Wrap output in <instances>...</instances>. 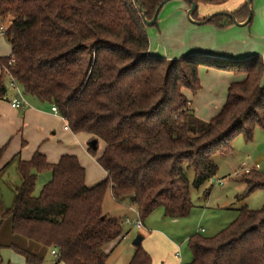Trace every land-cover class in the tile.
Instances as JSON below:
<instances>
[{
    "label": "trees",
    "instance_id": "1",
    "mask_svg": "<svg viewBox=\"0 0 264 264\" xmlns=\"http://www.w3.org/2000/svg\"><path fill=\"white\" fill-rule=\"evenodd\" d=\"M167 1L0 0V22L9 21L5 38L12 48L0 58V99L9 90L8 68L27 97L56 105L73 132L104 142L97 161L107 177L91 187L77 156L64 154L51 163L36 151L18 161L22 185L11 208L0 193V226L10 218L14 234L56 248V263L109 264L108 245L126 233L122 220L103 212L108 186L117 200L129 199L142 220L160 206L165 216L185 217L193 208L191 188L218 172L213 156L228 154L236 137L251 141L257 128L264 129L262 56L192 51L167 58L150 52L145 18L152 19ZM195 1L196 23L219 28L234 23L231 15L244 21L252 3L230 11L222 6L231 0ZM201 5L218 10L199 16ZM200 66L243 76L229 84L223 106L209 120L195 114L186 93L202 88ZM5 149L0 147V161ZM88 150L96 156L98 144ZM46 171L51 178L36 195L38 177ZM240 179L246 184L240 198L264 189V172L249 170ZM10 247L28 264L43 262L17 244ZM189 248L192 259L184 264H264V205L239 208L213 236H190ZM128 264H152V257L141 244Z\"/></svg>",
    "mask_w": 264,
    "mask_h": 264
},
{
    "label": "crops",
    "instance_id": "2",
    "mask_svg": "<svg viewBox=\"0 0 264 264\" xmlns=\"http://www.w3.org/2000/svg\"><path fill=\"white\" fill-rule=\"evenodd\" d=\"M245 1L246 0H231L230 2L222 6V8L230 11L235 10ZM254 1V4L256 3L259 9H264V0ZM183 2L184 3H181L180 6L184 9V15L185 13L187 14L190 6L185 0H183ZM217 10L218 9L215 7L205 5L204 7H201L199 16L211 14L216 12ZM239 21L242 22L241 20ZM192 24L194 33L191 35V39L189 42L192 43L191 48L196 49L194 51H204L203 49H207L209 53L230 58H241L245 53L244 52L242 54V52H234L229 50L227 47V43L229 40V38H227L228 31L233 28V26L243 25L233 23L224 28H219L217 26L214 28L210 27V25H206V27H199L195 29V25L200 26V24L196 22H193ZM8 25L9 24H7V26ZM223 36H225V38H223ZM206 39L208 44L203 45L201 43H198V41ZM214 43H216L217 45H214ZM220 45L221 47H216L217 49H215L214 46ZM11 51V45L9 44L5 36L0 35V58L10 55ZM150 52L153 53L151 48ZM1 70L2 66L0 64V71ZM204 72H206L205 75H207L206 80L203 79ZM199 75L202 88L196 94H192L188 91L186 93L190 98V105L194 109L195 114L203 120H209L213 116H215L223 106L226 100L229 84L233 81L242 79L243 76L235 75L232 72L226 70L206 66H200ZM7 81H9V77H7ZM10 91L13 94L10 98L8 96L9 93L7 92L6 97L0 99V147L6 144L8 146L5 149V152L0 161V193L3 204L5 201L3 198L4 192L8 191L12 192L13 194V203L4 204L5 208L9 209L13 206L17 193L16 191L22 185V177L18 171V161L31 159L36 151L43 153L46 156L47 160L51 163L58 162L60 157L64 154L77 156L80 163L85 168V182L90 187L99 183L107 177L106 171L97 161V156L102 152L104 144L100 149H98L96 156L92 155L88 150L92 135L85 132L75 133L71 129H65V124L67 122L66 119L53 113L51 111L50 105L41 103L35 99L27 97L30 102V106H27L24 109H16L12 107L10 101L15 93L13 90ZM233 144H236V147H232V150L228 154L224 155V157H229V160H231V162H235L232 164V166L234 165V170L231 176H235L234 178H238V176L249 170H258L264 172L263 128H257L255 130L254 137L251 141H246L244 140V138L241 139L240 137H237L234 140ZM237 171L240 173L239 175L234 174ZM4 177H7L9 182H6V179ZM217 177L218 172L215 176V181H219ZM208 182H210V180L205 184H209ZM212 182L213 181L211 179V183ZM8 184L10 185V187ZM110 191L112 194L111 186ZM114 199L121 205H129V209L134 212V217L132 218L129 214H125V216L123 217H117L115 215H111L108 211L106 212L103 210V212L109 216L122 219V221L126 217H129L133 222L136 216V207L133 204L129 203V199ZM132 208H134V210ZM7 226H11L10 218H8ZM8 234L12 235H10V237L5 240L3 239V235L0 233V247H10V244L14 243L43 257L42 247L44 246H42L41 244L28 240L25 237L14 234L13 232H9ZM126 234L124 235V237L126 236ZM142 235L144 236L143 241H146V235ZM149 236L152 240L155 239V237L156 241L157 238L159 239V243H143L142 241V244H144V249L152 257V264H184V262L181 261L182 243L179 244L175 242V240L169 239L167 234H165V232L160 229L150 231ZM118 241L119 243L115 241L113 243H110L107 247V250L110 252L108 263L128 264L134 254L135 249L125 247L120 243L121 240ZM0 264L28 263L26 262L24 256L20 254V256L16 257V260L14 262H11L10 259L7 262L3 259H0ZM55 264L66 263L59 262Z\"/></svg>",
    "mask_w": 264,
    "mask_h": 264
},
{
    "label": "rangeland",
    "instance_id": "3",
    "mask_svg": "<svg viewBox=\"0 0 264 264\" xmlns=\"http://www.w3.org/2000/svg\"><path fill=\"white\" fill-rule=\"evenodd\" d=\"M254 2L255 1L252 0L251 3L253 14L252 22L243 26H233V28L228 31V49L234 52H242V54L245 52L242 57L253 54H259L264 57V9H259ZM181 3H184L183 0H168L158 14L157 25L148 26L150 48L153 53L167 58H179L196 50L191 48L192 43L189 42L191 35L194 33L193 21L189 19L186 13L183 15L184 9L180 6ZM204 6L205 5H201L199 11L201 7ZM4 24L7 26L9 21L6 20ZM206 25H210V27L214 28L216 27L214 24L205 23L200 24V26L195 25V29L206 27ZM223 38H225V36H223ZM198 43L203 45L208 44L207 39L200 40ZM214 45L217 44L214 43ZM214 47L217 49L216 47H221V45ZM203 50L204 51L196 52L213 54L209 53L207 49ZM205 73L206 72L203 73L204 80H206L207 77ZM8 93L10 98L13 95L10 89ZM238 137L243 139L242 136ZM103 144L104 142L100 140L98 149H100ZM7 147L6 144V148ZM233 147H236V144ZM213 157L219 166L217 179L223 180V183L219 181L211 183L210 180V182H208L209 184L202 185L198 189L192 187L191 199L193 208L189 215L181 218H171L165 216L163 207H157L147 218L143 219L144 226L141 229L136 228L133 223L123 222L124 232L128 233L120 243L125 247L135 249L133 239L141 232V234H145L147 237V240L143 241V243H159L158 238L157 241L156 237L153 240L151 239L149 232L160 229L167 234L169 239L175 240V242L179 244L182 243L181 261L187 263L192 259V252L189 248L190 236L195 234L203 236L215 235L220 230L227 227L238 216V209L241 208L243 204L251 209L262 208L264 205V189L255 190L246 198H240L246 190V184L240 179V176H238V178L231 176L234 170V165L232 166V164L235 162H231L229 157H224V155L222 156L221 154H215ZM4 178L6 182H9L7 177ZM50 178V171L43 172L39 175L35 189L36 195L39 194L44 183ZM190 178L192 179V174H190ZM206 187L211 188L208 195L205 194ZM3 198L5 200L4 204L13 203L12 192L5 191ZM129 203L131 204V202ZM128 206L129 205H121L116 201L111 194L110 186H108L103 201V210L117 217H123L125 214H129L133 218L134 212L130 210ZM132 209L134 210V208ZM7 223L8 219L0 226V233L5 240L12 235L8 234L9 232L12 233V231L11 226H7ZM143 245L144 244H142V246ZM42 249L44 254L41 253L43 256L42 263L55 264L56 258L51 254V248L42 247ZM18 256H20V254L12 247H0V259L6 262L10 259L11 262H14Z\"/></svg>",
    "mask_w": 264,
    "mask_h": 264
},
{
    "label": "built area",
    "instance_id": "4",
    "mask_svg": "<svg viewBox=\"0 0 264 264\" xmlns=\"http://www.w3.org/2000/svg\"><path fill=\"white\" fill-rule=\"evenodd\" d=\"M7 26L0 22V35L1 36H5V31H6ZM14 62V59H11L9 61L10 64H12ZM6 72L9 75V81H8V88L10 90L14 91V96L12 97L10 104L12 107L16 108V109H24L27 106H30V102L27 98V96L24 94L22 87L20 86V84L17 82V80L12 76L11 72L8 70V68H6ZM51 111L53 113H55L58 116H61L58 110V107L56 105H52L51 106ZM65 129H70L69 124L66 122L65 124ZM247 172V171H246ZM235 175H239L240 173L237 171L234 173ZM220 183H223L222 180H219ZM123 222L126 223H133V225L138 228L141 229L144 224H143V220L140 218L139 212L138 210H136V216L134 221L132 222V220L129 217H126ZM52 254L57 256V249L53 248L52 249Z\"/></svg>",
    "mask_w": 264,
    "mask_h": 264
},
{
    "label": "water",
    "instance_id": "5",
    "mask_svg": "<svg viewBox=\"0 0 264 264\" xmlns=\"http://www.w3.org/2000/svg\"><path fill=\"white\" fill-rule=\"evenodd\" d=\"M136 1L138 2L139 0H136ZM187 1L191 3V6H190L189 9H188L187 15H188V17H189V19H190L191 21H193V22H197V21L192 17V12L195 11V10L197 9V7H198V3H197L195 0H187ZM160 9H161V6L157 7V9H156V13H155V15L153 16L152 19H147V18H145V22H146V24H147L148 26H152V25L156 22V19H157V16H158L159 12H160ZM140 10L143 12L142 7H140ZM215 14H216V13L211 14L210 17L214 16ZM251 16H252V5H251V4L249 5V15H248V17H247L244 21L240 22L236 17H234V16L231 15L232 19L234 20V23L239 24V25L247 24L248 21H249V19L251 18ZM90 144H91L92 146H96V145L98 144V140H97V139H93V140L90 141ZM215 180H216V178H215V177H212V181L214 182ZM143 239H144V236H143L141 233H139V234H137V235L135 236V238L133 239V244H134L135 246L141 245Z\"/></svg>",
    "mask_w": 264,
    "mask_h": 264
}]
</instances>
